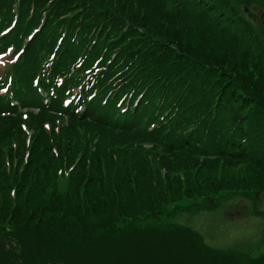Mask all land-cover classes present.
<instances>
[{
  "label": "trees",
  "instance_id": "trees-1",
  "mask_svg": "<svg viewBox=\"0 0 264 264\" xmlns=\"http://www.w3.org/2000/svg\"><path fill=\"white\" fill-rule=\"evenodd\" d=\"M9 48L0 264H264L148 223L264 196V0H0Z\"/></svg>",
  "mask_w": 264,
  "mask_h": 264
},
{
  "label": "rangeland",
  "instance_id": "rangeland-1",
  "mask_svg": "<svg viewBox=\"0 0 264 264\" xmlns=\"http://www.w3.org/2000/svg\"><path fill=\"white\" fill-rule=\"evenodd\" d=\"M258 199L253 203L245 197L225 196L217 200V208L209 211L177 213L169 218L156 217L148 223L168 222L188 226L200 232L214 248H234L257 256L264 251V196ZM259 211L261 215L257 214ZM148 223L138 222L144 226Z\"/></svg>",
  "mask_w": 264,
  "mask_h": 264
},
{
  "label": "snow or ice",
  "instance_id": "snow-or-ice-1",
  "mask_svg": "<svg viewBox=\"0 0 264 264\" xmlns=\"http://www.w3.org/2000/svg\"><path fill=\"white\" fill-rule=\"evenodd\" d=\"M29 39H32V37H29ZM13 51H14L13 49L9 48V49H7L6 52H2V53H0V61H2V59H3L4 56H8V57H9V62H13V60H12V56L9 55V54L13 53ZM15 55H19V54L16 53ZM0 91H2V92H6L7 89L0 88Z\"/></svg>",
  "mask_w": 264,
  "mask_h": 264
}]
</instances>
